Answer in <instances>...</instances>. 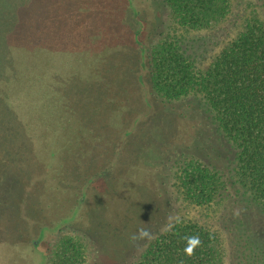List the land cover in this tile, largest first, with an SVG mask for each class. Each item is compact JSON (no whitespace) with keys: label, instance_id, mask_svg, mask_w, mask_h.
Listing matches in <instances>:
<instances>
[{"label":"trees","instance_id":"16d2710c","mask_svg":"<svg viewBox=\"0 0 264 264\" xmlns=\"http://www.w3.org/2000/svg\"><path fill=\"white\" fill-rule=\"evenodd\" d=\"M103 116L122 127L102 141L135 143L142 160L121 189L148 192L133 233L152 238L127 234L119 263L264 264V0H0V206L68 192L60 220H91L78 207L108 171L89 165ZM193 235L202 244L188 257Z\"/></svg>","mask_w":264,"mask_h":264},{"label":"rangeland","instance_id":"374dc122","mask_svg":"<svg viewBox=\"0 0 264 264\" xmlns=\"http://www.w3.org/2000/svg\"><path fill=\"white\" fill-rule=\"evenodd\" d=\"M139 97L144 100V94H140ZM135 100H138L137 96L128 98L127 105L132 106L136 103ZM148 114L150 112L143 110L139 116ZM111 116L108 115L109 118ZM125 116L127 117V114ZM103 119L104 116L99 130H95L96 135L94 134L97 138L96 143L98 141L99 144L97 146L99 147L97 151L99 161L91 160L89 165H96L95 168L98 169V165L101 163L100 167L108 169V171L93 177L83 202L78 207L85 213L86 216L83 217L90 216L91 220L83 221L82 218L67 222L60 220L68 217L72 208L73 194L68 192L53 193L45 200L40 197L42 201L34 202L31 206L25 204L29 200L28 197L22 200L20 207L16 205L8 210L0 206L2 208L0 209V264H102L103 259H108L107 256H110L112 264L119 263L117 255L120 254L119 251H122L119 249V244H129L127 241H122V238L124 239L127 234L131 235L134 227L139 224L142 216L140 212L137 214L135 209L142 199L147 200L148 192L142 186H139L138 189L134 186H125L123 190L121 189V178H132L131 174H133L132 170L135 165L142 162L139 148L137 144L130 142L122 146L119 144V139L114 146L105 144L106 140L102 141V139L115 141L119 137L118 130L122 125L121 123L114 124L116 126L114 128V121L107 124L106 122L109 120L103 122ZM143 121L145 119L141 122ZM163 129L161 126L158 130L160 137L164 136ZM128 130L132 133L131 139H136V134L141 132V129H136L134 125H131ZM100 139L102 142H99ZM142 142L140 141V144ZM107 143L112 144L113 142L107 141ZM108 147H112V149L109 151ZM101 151L106 152L101 153ZM110 154L111 161L113 160L111 164ZM160 155L159 170L164 172L160 176L163 178V174L170 173V188L175 191L176 166H172L173 163L165 162L167 156L164 152H161ZM61 163L63 166L65 160ZM108 164H110V168H108ZM90 166L94 168V166ZM144 167H147V162L144 163ZM59 170L61 176L65 174L61 168ZM135 178L137 177L135 176ZM140 178L147 179L145 175ZM33 199L34 194L32 193L31 200ZM179 204L180 202L177 200V212L181 210L178 207ZM122 215L124 216L123 220L120 217ZM46 221L50 225L41 230V225ZM122 224H124L123 227L125 226L127 233L119 228L118 232H122V236L115 234L116 228L121 227ZM106 236L111 241L106 253H103L102 246L108 241ZM128 244H126L127 247ZM135 253L137 250L133 248L130 256L132 257Z\"/></svg>","mask_w":264,"mask_h":264},{"label":"clouds","instance_id":"9594fccd","mask_svg":"<svg viewBox=\"0 0 264 264\" xmlns=\"http://www.w3.org/2000/svg\"><path fill=\"white\" fill-rule=\"evenodd\" d=\"M240 215V210H235L233 212L234 217H238ZM176 224H180L181 220L179 218L176 219L175 221ZM175 225H169V229L173 228ZM152 238L151 232L146 229V228H138L136 232L132 233L130 236V240L135 242L139 240H150ZM186 240V246L183 250L184 255L191 257L195 254L196 248H198L201 244L202 241L199 237V235H193V236H186L184 237Z\"/></svg>","mask_w":264,"mask_h":264}]
</instances>
